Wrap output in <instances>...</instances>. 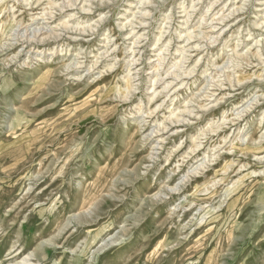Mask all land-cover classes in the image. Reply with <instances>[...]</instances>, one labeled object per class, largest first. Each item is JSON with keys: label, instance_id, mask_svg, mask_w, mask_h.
Returning a JSON list of instances; mask_svg holds the SVG:
<instances>
[{"label": "rangeland", "instance_id": "1", "mask_svg": "<svg viewBox=\"0 0 264 264\" xmlns=\"http://www.w3.org/2000/svg\"><path fill=\"white\" fill-rule=\"evenodd\" d=\"M215 1L0 0V264H264V0Z\"/></svg>", "mask_w": 264, "mask_h": 264}, {"label": "bare ground", "instance_id": "2", "mask_svg": "<svg viewBox=\"0 0 264 264\" xmlns=\"http://www.w3.org/2000/svg\"><path fill=\"white\" fill-rule=\"evenodd\" d=\"M219 1H220V0H218V2H219ZM218 2L215 1V3H217V4H218ZM213 6H214V5H213ZM71 16H72V15H71ZM71 16H70V17H71ZM70 17H69V19H70ZM71 18H72V17H71ZM48 20H49V19H48ZM62 26H64V25H62ZM58 27H59V25H58ZM58 27H56V28H54V29H57ZM54 31H55V30H54ZM129 36H130V35H129ZM134 36H135V35H134ZM56 37H57V36H56ZM44 41H45V40H44ZM39 42H40V41H39ZM39 45H40V44H39ZM95 66H96V65H94L93 67H95ZM168 77H169V76H168ZM156 82H157V81H156ZM154 86H156V85H154ZM154 86H153V87H154ZM168 87H169V86H168ZM153 99H154V98H153ZM175 116H176V115H175ZM172 119H173V118H172ZM168 120H169V119H168ZM175 120H176V119H175ZM178 120H179V119H178ZM170 121H171V120H170ZM182 122H183V121H182ZM169 123H170V122H169ZM176 123H179V121H175V122H173V124H176ZM164 126H165V125H164ZM169 126H170V127H173L172 122L169 124ZM175 127H176V126H175ZM162 128H163V127H162ZM160 130H161V129H160ZM163 131H164L163 133L166 134L167 127H164ZM161 132H162V131H161ZM158 136H159V134H158ZM159 140H160V139H159ZM160 141H161V140H160ZM163 141H164V140H163ZM161 142H162V141H161ZM199 169H200V168H199ZM197 171H198V170H197ZM197 174H198V173H196V172H192V173H190V174L188 173V175L186 176V178H187V177H193V176L196 177Z\"/></svg>", "mask_w": 264, "mask_h": 264}]
</instances>
